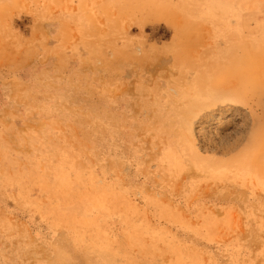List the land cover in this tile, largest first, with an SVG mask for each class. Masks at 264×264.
<instances>
[{
  "label": "rangeland",
  "instance_id": "rangeland-1",
  "mask_svg": "<svg viewBox=\"0 0 264 264\" xmlns=\"http://www.w3.org/2000/svg\"><path fill=\"white\" fill-rule=\"evenodd\" d=\"M0 264H264V0H0Z\"/></svg>",
  "mask_w": 264,
  "mask_h": 264
},
{
  "label": "bare ground",
  "instance_id": "bare-ground-1",
  "mask_svg": "<svg viewBox=\"0 0 264 264\" xmlns=\"http://www.w3.org/2000/svg\"><path fill=\"white\" fill-rule=\"evenodd\" d=\"M221 100H224V101H228V100H230V101H235V99L234 98H230V97H227L226 95L225 96H221V98H220Z\"/></svg>",
  "mask_w": 264,
  "mask_h": 264
}]
</instances>
